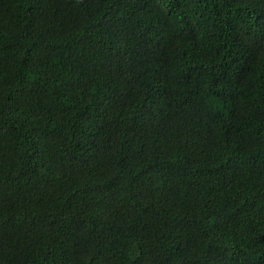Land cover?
Masks as SVG:
<instances>
[{"label": "trees", "instance_id": "obj_1", "mask_svg": "<svg viewBox=\"0 0 264 264\" xmlns=\"http://www.w3.org/2000/svg\"><path fill=\"white\" fill-rule=\"evenodd\" d=\"M0 264H264V0H0Z\"/></svg>", "mask_w": 264, "mask_h": 264}]
</instances>
